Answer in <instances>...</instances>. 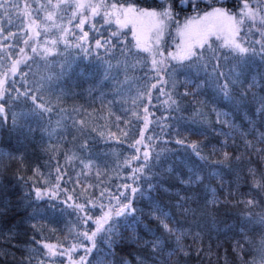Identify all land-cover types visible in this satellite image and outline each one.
I'll return each instance as SVG.
<instances>
[{
    "label": "trees",
    "instance_id": "trees-1",
    "mask_svg": "<svg viewBox=\"0 0 264 264\" xmlns=\"http://www.w3.org/2000/svg\"><path fill=\"white\" fill-rule=\"evenodd\" d=\"M231 1L228 0V4H240L239 9L243 5L241 0ZM113 3H117V7L142 5L141 0L125 4L119 0H100L89 6H80L74 0H0V78L19 61L20 51L27 38L26 12L36 23L37 42L48 48L44 51L29 49L26 61L17 67L6 83L1 102L4 115L0 114V121H3L0 137L4 142L0 143V212H3L0 214V264H26L25 257L33 246L30 241L33 229L17 214L20 209L3 211L4 207L12 208L17 201L15 195H10L14 190L19 191L16 188L17 178L23 176L30 184L38 181L41 188L51 191L56 188V166L59 165L73 177L71 182L60 181V190L54 194L61 200L66 195H72L83 202L87 198L84 192H90L100 199L101 191L107 190L102 198L107 205V196L117 191L116 185L130 172L124 162L133 149L128 146L129 137L123 133L135 126L134 137L139 138L143 124L135 115L130 117V110L125 108L120 98L114 96L119 82L129 79L141 92L147 93L151 83L147 82L146 73L152 68L154 57L165 61L169 69L173 66L180 68L182 64L188 63L179 57L171 59L170 54H175L177 43L175 33L171 30L164 35L159 47H150L148 51L137 48L134 32L130 24L125 23L124 15L120 12L111 14L114 11L111 7ZM144 3L143 8H146V4L151 6L147 8L159 6L156 0ZM153 3L157 6H153ZM210 4L211 0L202 3L201 9L210 10ZM106 12L110 14L107 17L109 23H106ZM188 13L190 11H182L183 17ZM174 22L175 19L170 21V26ZM252 23L251 20H245L248 27ZM93 28H99L101 32L97 33ZM252 30L253 34L249 35L255 40L259 32ZM101 35L113 42L114 47L110 52L96 49L95 39L92 38ZM226 40L222 34H219V38L216 35L210 37V42L220 52L227 51L223 47ZM141 46L144 47L143 44ZM121 50H124L123 55ZM128 50L134 56H130ZM161 52L163 55L159 54ZM98 53L103 55L98 56ZM66 56L69 59L64 62ZM47 61L57 63L56 71L46 82H40L36 77L40 72H46ZM103 63H107L110 69L104 71ZM250 69L251 75L258 81L264 79V62L259 57H256ZM185 79V75L180 72L165 75L166 81H175V89L168 83L164 86L166 91L179 93L184 101V110L175 114L181 119L178 122L173 119L165 124L162 118L172 109L164 103L167 97L160 96L159 100H153V104L156 106V117L165 124L164 130L152 122L145 133L146 136L159 137L155 143L169 141L166 146L178 149L181 155L185 148L174 143L177 138L175 132L192 127V120L197 122V128L207 130L208 136L184 133L188 142L219 147L223 140V137L212 131L213 128L221 127L216 122L213 90L205 89L204 94L198 97L201 103L196 104L193 96H183L185 90L193 91L190 85H185ZM235 87L238 89L239 86ZM152 91L153 97L159 96L157 90ZM136 103H147V96ZM194 108L204 115H197ZM136 110L143 114V108ZM81 119L83 123L73 124V121ZM174 123L175 128L171 127ZM257 127L264 131V124L258 122ZM225 131L228 129L225 128ZM258 135L257 132V138ZM109 137L115 138L114 145L104 140ZM248 138L254 144L257 143L251 135ZM238 139L236 134L228 142L233 152ZM85 141L93 146L91 152L81 151ZM258 147L264 145L258 144ZM186 151L193 160L197 159L190 148ZM204 152L209 154L211 160L223 159L222 154L212 153L211 147L205 148ZM70 156H73V162L67 163ZM36 168L40 172L34 174ZM232 168L234 170L229 171L224 164H211L204 173L207 178L188 189L173 173L165 172L155 178L159 181V188L152 196L172 218L171 223H163H169L170 228L180 226L187 233L182 238L183 250L177 249L175 235L165 230L161 219L157 218L145 200L136 205L142 213L141 225L135 231L121 229L118 235L107 238L105 233H99L95 247L84 264H153L151 242L154 235H159L164 241L161 255L167 264H264V190L258 186L260 177L264 175V157L249 149L243 161L234 162ZM212 169L220 171L221 175L212 176ZM249 169L255 171V179ZM77 173H86L82 177L84 184L92 186L84 187L75 183ZM212 189H216L215 195ZM177 192L192 198L181 201ZM249 199L257 203L246 205ZM76 202L74 199L68 204ZM180 203L184 204L183 208L178 207ZM60 207L67 210L63 216L57 214L55 222L35 221L41 229L35 232L38 238L42 237L53 244L71 245L86 228L89 234L95 229L91 223H79L77 213L67 208V205L62 204ZM91 210L94 214H100L99 206ZM79 238L83 240L84 246L89 247L82 235ZM109 240L113 241L111 248L106 244ZM83 251L84 248L80 247L74 254L79 258L84 254ZM169 253L172 255L169 256Z\"/></svg>",
    "mask_w": 264,
    "mask_h": 264
},
{
    "label": "snow or ice",
    "instance_id": "snow-or-ice-1",
    "mask_svg": "<svg viewBox=\"0 0 264 264\" xmlns=\"http://www.w3.org/2000/svg\"><path fill=\"white\" fill-rule=\"evenodd\" d=\"M205 2L206 0H158L159 6L154 8H143L135 5L117 7V3L112 4L111 7L114 10L111 13L112 15L116 12H120L125 16L129 13H135L138 17H149L157 21L155 31L157 42L163 40L168 22L177 18L176 7H179L182 11H190L192 15L186 17V19L189 23L200 21L201 28L197 38L187 46L183 55L179 57L181 61H187L188 63L182 64L180 68L173 66L169 69L165 61L157 60L155 57L152 59V68L146 73L147 82L151 83V88L147 93L140 92L133 101L137 109L143 108V115L138 111H133L137 119L143 121V127L139 130V138L134 137L135 126H132L130 131L125 130L123 133L129 137L128 146L133 149V153L124 162L130 172L124 175L119 185H116L117 191L107 196V205L102 200L107 190L101 191L100 199L95 198L90 192H84L83 195L87 198L83 202L72 195H66L61 200L58 195L54 194L60 190V181L71 182L73 177L71 173L65 172L64 168L59 165L56 166V188L51 191L41 188L38 181L35 184H30L25 181L23 176L17 178L16 188L19 191L14 190L10 194L15 195L17 201L12 205V208L4 207L3 211L20 209L17 214L23 217L24 223L31 224L33 234L30 241L33 246L25 257L26 264H65V257L68 264H84L86 257L95 247V237L99 233H105V238H107L118 235L121 229L135 231L141 225L140 216L142 213L136 207L137 203L141 201H148L152 212L157 215L158 219H161L162 223L164 221L171 223L170 213L164 211L152 196V193L159 188V181L155 179L158 175L165 172L173 173L178 176L185 189H188L202 183L207 178L204 173L210 168L211 164H224L229 171H233V163L242 162L243 157L249 153V149L251 152L264 157V147H258V144L264 145V131L259 130L257 127L258 122L264 124V94H261L264 91V79L258 81L255 76L251 75L250 69V65L255 63L256 57L264 62V0H241L244 7L240 9L239 16H237L234 6H229L228 0H211L210 10H202L201 4ZM253 3L256 4L255 7L252 6ZM109 15V13H105L106 23L110 22L107 18ZM245 20L253 22L248 28V32H242ZM188 27L189 24H185V28ZM225 27L229 32L230 39L224 41L223 44L227 51L220 52L210 42V37L216 35L219 38V32L223 31ZM252 29L259 32L258 39L253 40L248 34ZM93 30L97 33L101 32L99 28H93ZM92 39H95L96 49H103L104 53L110 52L114 47L113 42L110 39L103 38L102 35ZM136 47L142 51H148V48L146 46L142 47L139 41H137ZM157 47H159V43ZM197 49H200V51ZM123 52L124 50H121L122 55ZM128 54L134 56L131 50H128ZM159 54L163 55L162 52ZM99 55L103 54L98 53ZM170 56L172 60L178 59L174 54H170ZM175 72L185 75L184 83L186 86L190 85L193 91L185 90L183 96H193V102L196 104L201 103L198 97L204 94L205 89L211 88L213 90L212 103L216 106L214 108L216 122L221 127L213 128L212 131L223 137L219 147L205 143L188 142L184 133L208 136L207 130L196 127L197 122L195 120L191 121L192 127L175 132L177 138L174 143L185 148L182 155L178 149L166 146L169 141L155 143L159 137L145 135L149 130V124L152 122L160 126L163 131L168 121L174 119L178 122L181 119L175 114L184 110V101L180 98L179 93L166 91L164 87L166 84L171 83L172 88L175 89V81L165 80V75ZM152 73H155V76H152ZM250 76L251 80L249 82ZM152 80H155V82H151ZM245 84L248 86L244 87ZM235 86H239L238 89ZM152 90H157L159 96L153 97ZM145 95L147 96V103H136L137 100H142ZM160 96L167 97L164 103L172 109L167 116L162 118L165 124H162L161 119L156 117V106L153 104V100H159ZM193 111L197 115H204L195 108ZM69 119H71V116H69ZM117 119H120V117H117ZM241 120L243 122H240ZM83 122L81 119L73 121V124ZM126 123L130 122L126 121ZM2 125L3 121H0V127ZM245 125H247V128H245ZM171 127L175 128L176 124H172ZM225 128L228 131H225ZM257 132L259 133L258 138L256 136ZM236 134H238L239 139L235 141V151L233 152L229 148L228 142L233 140ZM250 135L257 140V143L254 144L249 140ZM59 139L58 137V142ZM10 140L11 138H9ZM3 142V138L0 137V143ZM209 147H211L212 153L222 154L223 159L211 160L209 154L204 152V149ZM189 148L197 158L196 160H193L192 156L186 151ZM92 149L93 146L89 145L87 141L81 146V151L84 152H91ZM71 158L73 157H69V159ZM85 167H88V165H85ZM185 169L187 170L186 175ZM249 171L253 173V179H255V171L253 169H249ZM39 172V168L34 169V174ZM84 175L86 173H77L75 183L84 187H91L92 185L84 184L82 179ZM211 175L220 176L221 173L212 169ZM260 181L258 186L264 190V175L260 177ZM211 191L215 195L216 189ZM176 194L181 201L192 198L186 197L181 192ZM229 195H231V192H229ZM74 199L77 200L76 203L68 204V201ZM256 203L257 201L253 199L246 201V205ZM62 204L67 205V208H71L74 213H77L79 223L95 225V229L91 231V234H89L87 228L79 234L87 241L93 242L92 247L84 246L79 235L76 242L71 245L47 243L44 242L42 237L38 238L35 235L36 231H41L35 221L55 222L57 214L63 216L67 210L60 207ZM97 206L100 208L99 215L94 214L91 210ZM178 207L183 208L184 204L180 203ZM0 214H3V212H0ZM169 223H163L165 230L169 234L175 235L177 249L183 250L182 238L187 233L183 232L180 226L170 228ZM108 242L109 244L113 243L112 240ZM35 245L40 247H35ZM163 245V239L159 235H154L151 242L153 264H167V261L161 255ZM80 247L84 248V255L80 256L78 261H74L71 254ZM168 255L171 256L172 253Z\"/></svg>",
    "mask_w": 264,
    "mask_h": 264
},
{
    "label": "rangeland",
    "instance_id": "rangeland-1",
    "mask_svg": "<svg viewBox=\"0 0 264 264\" xmlns=\"http://www.w3.org/2000/svg\"><path fill=\"white\" fill-rule=\"evenodd\" d=\"M74 1L75 3L79 2L80 6H89V5H94L100 2V0H74ZM119 1L125 4V3H128V1H133V0H119ZM141 1H142L141 7H144V4H145L144 1H151V0H141ZM156 1L158 2V0ZM206 1H210V0H206ZM231 2L232 1L230 0V3ZM235 5L236 4H233L235 11L237 13V16H239L240 9H242L244 5H241L242 7L240 9L238 8L240 4L236 6ZM153 6H157V4L153 3ZM229 6L232 7L231 4ZM147 7H151V6L146 4V8ZM121 15H124V14L121 13ZM190 15H192L191 12L188 14H185V17H183L182 10H180L179 7H176V17L177 18L175 19V22L172 24L173 26H170L169 24L170 21H169L165 29V34L169 32L170 30L175 33L177 43L175 46L174 55H176L177 57L182 56L187 46L193 43V41L197 38L198 33L201 28L200 21L189 23L186 17ZM24 17H25V30L27 32V38L20 51V55L18 59L19 61L13 64L8 70L7 74L3 75L0 78V114L2 116L4 115V112H3V107H2L1 102L5 95L6 83L14 75L17 67L22 65L26 61L29 49H31V51L33 49H36L39 51L40 50L44 51L48 49L45 46V44L37 42L36 23L31 17V15L29 14V12H26ZM124 18H125V23L130 24L132 31L134 32L135 38L137 41L139 40L140 44H143L147 48L156 47L158 43L160 44L161 41L157 42L155 38L156 24L158 23L157 21L149 17H138L135 13H132V14L129 13L126 16L124 15ZM185 24H189V27L187 29L185 28ZM248 28L249 27L245 25L242 32H248ZM253 32L254 30H252L248 34H253ZM219 34H222L225 38H227V40L230 39V35L226 27L223 31H220ZM68 59L69 57L66 56V58L64 59V62H67ZM45 64H46V72H40L38 76L36 77V80L40 82H46L48 79H50L53 76V74L56 71L57 63L55 61H47L45 62ZM102 66H103L104 71H107L108 69H110L107 63H103ZM116 71L117 70H115L114 72ZM140 92L141 91L138 89V87L129 79H122L119 82L117 89L114 91V96L117 98H120L123 101L125 108L127 110H130V114H131L130 117L134 116L133 114L134 110L137 111L136 106L133 103V101L140 94ZM142 127H143V124H142ZM104 140H106L110 144H113V145L115 144V138L109 137V138H104ZM70 157H73V156H70ZM72 162H73V158L69 159L68 157L67 163H72ZM44 242H47V241H44ZM47 243H51V242H47ZM88 243H89V247H92L93 242L88 241ZM106 244L111 248V244H109L108 241H106ZM71 255L73 256L74 261L79 260V258L76 257L74 253H72ZM64 259H65V264H68L67 258L65 257Z\"/></svg>",
    "mask_w": 264,
    "mask_h": 264
}]
</instances>
